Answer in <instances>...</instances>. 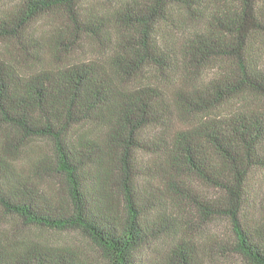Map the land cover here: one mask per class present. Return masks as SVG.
<instances>
[{"label": "trees", "instance_id": "16d2710c", "mask_svg": "<svg viewBox=\"0 0 264 264\" xmlns=\"http://www.w3.org/2000/svg\"><path fill=\"white\" fill-rule=\"evenodd\" d=\"M234 255L264 264V0H0V264Z\"/></svg>", "mask_w": 264, "mask_h": 264}, {"label": "rangeland", "instance_id": "374dc122", "mask_svg": "<svg viewBox=\"0 0 264 264\" xmlns=\"http://www.w3.org/2000/svg\"><path fill=\"white\" fill-rule=\"evenodd\" d=\"M17 229H19V232L21 230V232L24 233V235H28L30 237L40 238L43 240L47 239L56 243L75 244L79 247H82L92 255H98L95 249L93 248L91 242L88 239L82 237L78 233L63 234L50 230H39L34 227H25L23 225H18ZM225 232H226L225 224L221 222H217L216 224L206 227L205 231L203 232V237L206 241H208V237L210 239L215 236L223 235L222 233ZM219 264H247V263L243 261L240 257L234 255V256H229L227 258H223L222 260H220Z\"/></svg>", "mask_w": 264, "mask_h": 264}]
</instances>
